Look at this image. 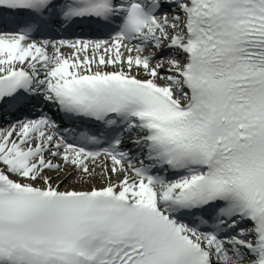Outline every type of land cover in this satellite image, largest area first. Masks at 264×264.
Segmentation results:
<instances>
[{
  "label": "snow or ice",
  "instance_id": "snow-or-ice-1",
  "mask_svg": "<svg viewBox=\"0 0 264 264\" xmlns=\"http://www.w3.org/2000/svg\"><path fill=\"white\" fill-rule=\"evenodd\" d=\"M0 120V264H264V0H0Z\"/></svg>",
  "mask_w": 264,
  "mask_h": 264
},
{
  "label": "bare ground",
  "instance_id": "bare-ground-1",
  "mask_svg": "<svg viewBox=\"0 0 264 264\" xmlns=\"http://www.w3.org/2000/svg\"><path fill=\"white\" fill-rule=\"evenodd\" d=\"M48 175H50L53 178L54 182L56 181V173H48ZM73 180L74 178L65 180L64 184L61 185V190H63L66 187H73V186L79 187V185H74ZM96 183L97 186H99V181H97Z\"/></svg>",
  "mask_w": 264,
  "mask_h": 264
}]
</instances>
